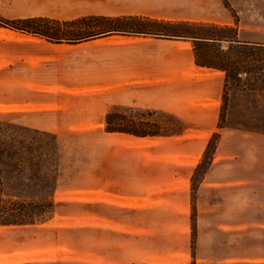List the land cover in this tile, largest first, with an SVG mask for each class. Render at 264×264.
I'll list each match as a JSON object with an SVG mask.
<instances>
[{"label": "crops", "instance_id": "0c3cea01", "mask_svg": "<svg viewBox=\"0 0 264 264\" xmlns=\"http://www.w3.org/2000/svg\"><path fill=\"white\" fill-rule=\"evenodd\" d=\"M238 7L234 20L222 0H0V15L10 19L45 16L58 20L85 15L146 16L157 20L232 25L236 27L237 36L242 33V37H264V33H260L264 30L260 10L253 6L249 9L251 19H247ZM109 37L112 35L92 40ZM85 42L47 43L69 49ZM181 71L184 72L164 81L175 84L180 79L192 80L196 85L192 96L174 97L172 101L154 106L136 101L137 106L126 107L165 112L185 127L175 129L167 125V134L144 137L105 132L107 110L99 113L95 121L88 118L64 126L30 120L26 116L29 113L59 109L57 104L29 97L30 93H47L51 86L29 79H13L14 84H18L15 89H23L24 94L14 90L7 99H0V113L20 114L16 120L10 118L12 122L56 137L59 132H74L79 128L98 132L100 137L93 145L90 163L80 165L75 161L65 164L57 137L59 163L55 171L51 218L35 227L16 228L19 232L27 231L26 246L0 252V264H226L243 261L242 252L238 254L236 250L234 255H229L215 246L219 241L227 242L228 238L231 241L235 238L237 243L238 236L242 240L245 229H264V220L245 221L243 216L249 208L260 207L264 134L219 127L225 84L222 70L195 64L192 53ZM215 132L219 137L211 163L197 185L192 209L191 177ZM245 185L251 188L248 196H245ZM193 213L194 249L191 248Z\"/></svg>", "mask_w": 264, "mask_h": 264}, {"label": "rangeland", "instance_id": "374dc122", "mask_svg": "<svg viewBox=\"0 0 264 264\" xmlns=\"http://www.w3.org/2000/svg\"><path fill=\"white\" fill-rule=\"evenodd\" d=\"M227 1L235 15L239 6L247 19H251L249 9L253 6L258 8L260 22L264 23V0ZM233 19L236 20V17ZM263 31L261 29L260 33ZM241 34L237 39L244 45L227 48V44H222L227 61L222 116L218 125L264 134V37H242ZM138 37L112 35L102 40L89 39L75 48L65 49L62 45L49 44L6 28L0 29V99H7L14 90L24 94L23 89H15L18 84H14V78L49 84V92L30 93L29 97L57 104L59 109L55 112H33L26 116L33 121H51L64 126L68 122L86 121L88 118L95 121L103 110L137 106L134 104L136 101L154 106L159 102L172 101L174 97L195 94L196 85L192 80L180 79L175 84L164 81L169 76L184 72L181 70L192 54L190 44L181 40H142ZM156 77H161V80L157 81ZM133 115L138 117L137 112ZM19 117L20 114L3 116L15 120ZM151 119L169 121L160 114L153 115ZM171 125L175 129L185 127L184 123L174 120ZM86 130L90 129L79 128L74 132L66 130L57 134L66 165L72 161L77 165L90 163L93 145L100 136L98 132ZM246 186L244 192L248 196L251 188ZM259 191L260 207L244 211L245 221L264 220L262 181ZM26 234L27 231L0 228V252L25 247ZM233 239L219 241L215 249L226 250L229 255H234L237 250L238 254L242 252L244 259L226 264H264V229H245L242 240L238 236L235 243Z\"/></svg>", "mask_w": 264, "mask_h": 264}, {"label": "trees", "instance_id": "16d2710c", "mask_svg": "<svg viewBox=\"0 0 264 264\" xmlns=\"http://www.w3.org/2000/svg\"><path fill=\"white\" fill-rule=\"evenodd\" d=\"M222 1L235 18L228 1ZM5 28L55 44H77L110 35L183 40L189 42L195 64L220 69L225 77L227 57L222 44H227V48L245 44L237 39L236 27L232 25L157 20L146 16L85 15L58 20L45 16L7 19L0 15V29ZM133 112H137L138 117H134ZM158 114L169 121H152L151 117ZM3 116L5 113H0V228H29L47 223L51 218L55 171L59 163L57 137ZM171 124L173 118L165 112L112 107L105 112L103 130L144 137L167 134L165 127ZM218 137V132L211 135L191 177L192 209L197 185L211 163ZM191 222V248L194 249V213Z\"/></svg>", "mask_w": 264, "mask_h": 264}]
</instances>
